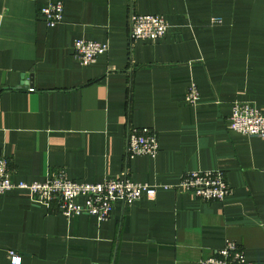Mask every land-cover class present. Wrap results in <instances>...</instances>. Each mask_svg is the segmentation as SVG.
Wrapping results in <instances>:
<instances>
[{
    "label": "crops",
    "instance_id": "obj_1",
    "mask_svg": "<svg viewBox=\"0 0 264 264\" xmlns=\"http://www.w3.org/2000/svg\"><path fill=\"white\" fill-rule=\"evenodd\" d=\"M46 25L43 0H0V156L14 182L57 169L77 181L107 177L156 185L118 200L105 220L71 218L25 189L0 193V264H201L234 240L264 264V138L230 127L232 104L264 112V0H62ZM156 13L169 29L132 39L129 14ZM78 38L109 50L89 65ZM32 81V84H31ZM200 90L186 101L189 85ZM153 128L156 156L127 155L131 127ZM193 170H220L222 201L164 188Z\"/></svg>",
    "mask_w": 264,
    "mask_h": 264
},
{
    "label": "built area",
    "instance_id": "obj_2",
    "mask_svg": "<svg viewBox=\"0 0 264 264\" xmlns=\"http://www.w3.org/2000/svg\"><path fill=\"white\" fill-rule=\"evenodd\" d=\"M39 13L49 27L61 23L64 18L62 0H43ZM130 36L132 39L158 40L165 36L169 24L165 17L156 13L129 14ZM73 50L82 65L94 63L98 57L109 50V45L97 40L78 38ZM185 99L196 104L200 99V90L192 82ZM230 127L247 136L264 138V112L250 100H236L232 104ZM160 150L159 140L153 128L131 127L128 133L127 155L156 156ZM13 170L6 156H0V193L13 188L25 189L36 204L55 205L67 218L79 214H88L99 220L109 218L116 201L131 204L144 195L153 197L156 185L136 182L127 176L107 177L101 181H77L68 177L62 169H57L45 180L26 182L12 180ZM164 188L190 192L205 201H222L232 194V188L224 173L220 170H193L185 172L176 184L164 185ZM12 264H21V256L15 250L9 251ZM201 264H254L249 260L240 244L227 240L216 254L201 260Z\"/></svg>",
    "mask_w": 264,
    "mask_h": 264
},
{
    "label": "water",
    "instance_id": "obj_3",
    "mask_svg": "<svg viewBox=\"0 0 264 264\" xmlns=\"http://www.w3.org/2000/svg\"><path fill=\"white\" fill-rule=\"evenodd\" d=\"M31 84H32V81H31Z\"/></svg>",
    "mask_w": 264,
    "mask_h": 264
}]
</instances>
